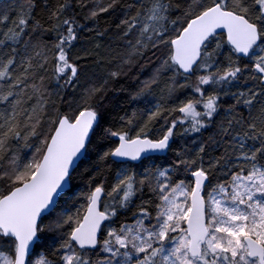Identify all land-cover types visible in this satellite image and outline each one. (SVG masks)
I'll list each match as a JSON object with an SVG mask.
<instances>
[{
    "label": "snow or ice",
    "instance_id": "1",
    "mask_svg": "<svg viewBox=\"0 0 264 264\" xmlns=\"http://www.w3.org/2000/svg\"><path fill=\"white\" fill-rule=\"evenodd\" d=\"M0 264H264V0H0Z\"/></svg>",
    "mask_w": 264,
    "mask_h": 264
}]
</instances>
